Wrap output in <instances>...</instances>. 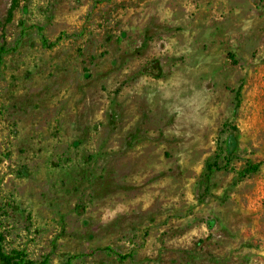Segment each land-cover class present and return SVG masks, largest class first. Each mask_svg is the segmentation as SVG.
Here are the masks:
<instances>
[{
  "label": "rangeland",
  "instance_id": "rangeland-1",
  "mask_svg": "<svg viewBox=\"0 0 264 264\" xmlns=\"http://www.w3.org/2000/svg\"><path fill=\"white\" fill-rule=\"evenodd\" d=\"M12 2L0 0L5 252L264 264V0H18L8 22Z\"/></svg>",
  "mask_w": 264,
  "mask_h": 264
},
{
  "label": "trees",
  "instance_id": "trees-1",
  "mask_svg": "<svg viewBox=\"0 0 264 264\" xmlns=\"http://www.w3.org/2000/svg\"><path fill=\"white\" fill-rule=\"evenodd\" d=\"M17 1L18 0H13L12 5L10 9L8 10V18L7 21L9 22L14 14L15 9L17 8ZM43 45L46 46H52V44H47L46 40H42ZM6 53L5 49L3 46L0 47V62L3 57V55ZM144 71L150 75H153L155 77L160 76V68L157 64V62L152 61L149 62L146 67L144 68ZM211 165L208 166V170L210 171ZM257 170V167H250L245 170V173H250L251 171ZM27 263V262H26ZM24 261V256L22 252L18 251H12L11 253H6L4 250V236L1 231V226H0V264H26ZM39 264H48V260L45 259Z\"/></svg>",
  "mask_w": 264,
  "mask_h": 264
}]
</instances>
